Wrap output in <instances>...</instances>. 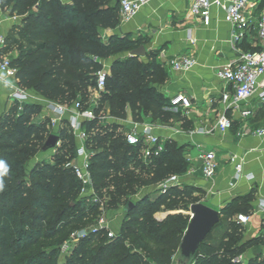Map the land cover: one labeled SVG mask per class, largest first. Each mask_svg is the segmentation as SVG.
<instances>
[{
	"label": "trees",
	"instance_id": "16d2710c",
	"mask_svg": "<svg viewBox=\"0 0 264 264\" xmlns=\"http://www.w3.org/2000/svg\"><path fill=\"white\" fill-rule=\"evenodd\" d=\"M1 1H5L3 8L12 4V14L18 12L23 16L21 26L13 27L7 36L6 48V53L10 48L18 51L17 56L11 55V62L18 70L19 85L68 107L77 101L89 106L102 60L146 44L143 38L122 42L111 38L108 43L101 39L102 29H116L121 23L120 0H70L71 4L61 0ZM146 57L149 64L135 70L134 80L120 87L115 96L107 79L106 89L94 108L97 119L83 123L90 134L89 145L96 152L91 166L95 191L105 201L108 212H124L132 202L130 196L143 187L158 185L187 163L186 146L168 141L164 153L146 166L139 157V149L127 144L121 133L123 126L105 125L99 119L105 104L112 101L123 107L130 105L134 112L148 111L152 102L158 106L166 104L162 93L144 85L146 71L150 72L151 81L162 82V67L155 61L156 55ZM137 58L128 59L130 67H136ZM128 87L130 91L126 92ZM40 112L37 104L14 103L0 119V264H19L20 256L44 239L46 227L53 220L56 237L68 227L101 214L99 204L80 195L81 183L73 170L78 142L67 121L55 130L60 144L52 161L38 163L33 169L28 167L54 134L48 119L35 121ZM156 114L161 123H170L174 118L163 108L156 110ZM179 121L184 128H191L190 120ZM194 193L188 187H174L166 194L159 191L153 199L138 201L133 210L124 212L116 238H106L97 250L90 248L95 236L84 238L74 252L76 260H87L83 264H172L191 217L181 212L158 221L155 215L163 209L189 210V206L200 202ZM231 208L233 213L223 212L226 226L220 230L218 240H205L195 264H234V258L260 242L242 243L243 227L231 221L235 213L249 214L251 207ZM121 243L127 244L120 246ZM56 255L41 262H52ZM27 264L40 262L34 259ZM248 264H264V260L252 258Z\"/></svg>",
	"mask_w": 264,
	"mask_h": 264
},
{
	"label": "crops",
	"instance_id": "0c3cea01",
	"mask_svg": "<svg viewBox=\"0 0 264 264\" xmlns=\"http://www.w3.org/2000/svg\"><path fill=\"white\" fill-rule=\"evenodd\" d=\"M61 1L71 4L70 0ZM213 2L212 24L209 27L190 18L191 0H155L143 7L130 22H122L119 32L143 39L148 38L143 45L147 49V54L153 53L158 56L160 63L170 71V81L164 88L163 95L172 99L178 94H183L193 102V108L187 115L191 116L195 129L187 131L179 125L176 129H172L171 122L155 125L157 135L165 143L182 141L180 146L191 147L189 152L185 151L184 157L192 167L184 177H180L179 187L194 190V195L200 198V202L219 211L221 218L225 211L233 213L231 206L245 209L249 205L251 212L247 215L250 221L242 226V243L253 240L260 242L248 248L244 257L247 261L259 257L264 260V137L254 135L255 130L264 124V109L261 107L259 94L244 104V107L253 110L252 119L242 120L240 112L231 110L228 114L233 119L232 128L225 133L216 128L217 119L223 109L221 95L228 89L217 72L228 64L238 61L242 52L260 50L261 42L256 24L264 0H251L254 6L251 24L244 32L242 42L237 44H234L232 39L234 29L225 20L224 8L227 6V0H213ZM12 24L13 21L9 20L0 23V32L9 30ZM190 33L196 39L195 44L189 41ZM180 55L193 57L196 66L187 73L175 72L171 67V61ZM29 93L34 100L38 96L44 98L40 94ZM92 99V101L97 100L96 96ZM211 99L215 100L213 106L209 103ZM12 104L9 90L0 86V119ZM179 111L182 112L181 109ZM48 114L44 107L35 121L41 123L47 119ZM100 121L105 125L118 124L128 127L131 126L133 119L130 118L124 123L103 116L100 117ZM59 128L58 126L55 130ZM199 129H208L211 133L199 134L197 133ZM202 151H213L216 154L217 170L216 176L212 179H207L203 175L202 163L199 160ZM48 155L49 153L47 158H43L44 154L38 157L36 163L51 160L53 155L50 154L49 158ZM232 156H237L244 164V175L238 179H236L235 166L230 161ZM246 176L251 178L248 179ZM239 214L245 213H235L231 221L237 222ZM123 216L121 211L112 220L111 227L114 230L120 227ZM256 246L261 247L259 256L253 252Z\"/></svg>",
	"mask_w": 264,
	"mask_h": 264
},
{
	"label": "built area",
	"instance_id": "2783aa9c",
	"mask_svg": "<svg viewBox=\"0 0 264 264\" xmlns=\"http://www.w3.org/2000/svg\"><path fill=\"white\" fill-rule=\"evenodd\" d=\"M153 1L155 0H120L122 22L126 23L133 20L143 7ZM213 5V0H191L190 18L200 22L205 27L211 26ZM253 7L251 0H227V6L224 8L225 20L234 29L232 34L234 44L242 42L245 30L250 27ZM258 35L261 42L259 51L242 52L238 61L228 64L217 72L218 77L228 87L221 95L223 109L216 123V128L220 132L225 133L232 128L233 119L228 114L231 110L240 112L241 119L245 121L254 117L253 110L244 107V104L256 94H259L261 107L264 109V12L259 22ZM189 41L191 44L196 42L191 33ZM6 48L7 36L0 32V86H4L9 90V98L13 103L20 105L25 103L36 104L29 91L19 85L18 70L12 65L11 54L6 53ZM94 60L98 61L97 58H94ZM195 66L196 60L191 56L180 55L171 61V67L175 72L187 73ZM107 75L103 70L97 72L95 87L97 100L92 101L91 107L86 108L79 101L70 107L50 101L46 109L49 113L47 119L50 121L54 134L56 135L55 129L58 126L60 127L63 121H67L70 131L79 142L73 170L76 178L81 183L80 195L91 199L95 204H99L101 211L98 224L89 233L98 234L101 231H106L108 237L114 239L118 234L111 227L113 219L105 216L108 212L105 201H102L97 195L91 173L92 158L96 152L89 145L90 134L83 127V123L97 119L94 108L98 104L100 94L106 89ZM209 103L213 106L215 100L211 99ZM192 108L193 102L186 95L178 94L171 99L170 110L179 111L181 109L183 113H188ZM124 127L121 133L125 136L127 144L139 149V157L146 166H149L154 158H158L164 153L165 142L157 135V126L133 120L131 126H128L129 128ZM197 133L209 134L211 130L199 129ZM254 135L264 137V124L255 130ZM199 160L202 163L204 177L207 179L214 178L217 170L216 154L213 151H202ZM230 161L235 166L236 179L242 177L244 175L243 162L237 156H232ZM246 177L251 178V176ZM158 186L160 192L166 194L170 189L180 186V177L176 175L169 176L160 182ZM121 211L123 212V210ZM249 221L250 217L246 214L237 216V222L242 226L247 225ZM81 236L86 238L88 234L83 232ZM232 261L234 264H248L244 255H240Z\"/></svg>",
	"mask_w": 264,
	"mask_h": 264
},
{
	"label": "rangeland",
	"instance_id": "374dc122",
	"mask_svg": "<svg viewBox=\"0 0 264 264\" xmlns=\"http://www.w3.org/2000/svg\"><path fill=\"white\" fill-rule=\"evenodd\" d=\"M5 1H1L0 2V23L2 22H6V21H13L12 27L8 30H5L4 34L6 36H8L9 34H11L13 27L15 26H21L22 24V20H23V16H20L17 13L12 14V9H11V5H9L7 8H3V4ZM115 3V2H114ZM114 3H112L114 5ZM264 12V5L262 6V9L259 11V18H258V22L256 24V28L258 30L259 28V22L261 19V16ZM118 14L119 17L121 18V23L120 26L117 27L116 29H102L100 31V36L101 39L103 40V42L108 43L109 40L111 38H115V42H122V41H127V40H137V38H143V37H135L132 34H120L119 29L122 25V17H121V13L120 10L118 9ZM4 27V25H2ZM2 27V28H3ZM256 30V31H257ZM148 40V38L146 39V41ZM10 54L15 57L18 55V51L16 50V48H10ZM130 52L131 51H127V52H123L120 54H116L108 59L102 60L101 61V65L99 68L100 70L105 71L108 75H107V79H108V87L109 89L112 91L111 94L112 96H115L116 93L119 92V88L129 84L130 82H132V80H134V76L133 74L136 72L135 70H140L141 68L147 66L149 64V59L148 57H139L138 59V64L136 65V67H130L129 64L127 63L128 59L131 57L130 56ZM151 54V53H148ZM155 61L161 65V69H160V73L162 74V82L161 83H155L153 81H151V77L149 76L150 72H145L146 75V81L144 83L145 86H148V88H155V90L157 92L160 93H164L163 90L164 88L167 86L168 82L170 81V71H168V69H166L164 67V65H162L158 59V56H156ZM147 69V68H146ZM117 82V84H116ZM115 83V84H113ZM126 92L130 91V87L125 89ZM31 92V91H29ZM32 93V92H31ZM34 93V92H33ZM95 90L93 89L92 91V97H91V101L88 107L92 106V98H95ZM166 101V104H164L163 106H158L155 105L152 102V107L149 108L148 111L142 109L139 111L134 112L133 108L130 105H126V106H121L119 104V102L117 101H112V102H108L105 104L104 107V111L101 114V117L105 116L108 117L109 119H114L116 121H122L124 123H126V121L130 118H132L133 120H136V118H139V122L142 123H146V124H153V125H157V124H162L161 122H159L158 118H157V114H156V110H159L161 108H163V111L167 112V113H171L174 115L173 120L171 121V125H172V129H176L177 126H182L183 129L185 130H192L195 129V123L193 121H191V116L189 117L188 113H183L181 111H175V110H170V104H169V99L163 95ZM100 98V97H99ZM37 104H41L39 105L41 108V112L44 109V107H47L48 102H50V100L46 99L45 97L42 99L41 97H36L34 100ZM95 101V100H94ZM57 103V102H54ZM14 104V103H13ZM12 104V105H13ZM59 104V103H57ZM66 106V105H65ZM138 114V116L136 118H134V116ZM188 114V115H187ZM185 118L186 120H190L191 122V128H184V123L182 121H179L180 119ZM179 119V120H178ZM178 126V127H179ZM182 141H176L177 145H180ZM187 147L189 145H186ZM186 147V152H189L190 148ZM59 148V146H57L54 150L48 151V152H40L38 155H36L32 161L30 162L29 166L30 168H34L38 163H36V160L38 157L42 156L43 154L46 156H44L43 158H47V154L48 158L51 156L50 154H52L53 156L57 153V149ZM53 158V157H52ZM48 161H52L48 159ZM186 166V167H185ZM185 166H179L177 167L174 171V173L172 175H176L179 177H184L190 170V168L192 167L191 164L189 162L185 163ZM159 186L156 185H150L147 187H143L141 188L137 194L130 196V199H132L131 201L134 203H137L138 200H142L145 198H149V199H153L156 197V194L159 193ZM201 201V200H200ZM123 210V209H121ZM120 211H115V212H107L106 213V218L109 219H114V217H116L117 214H119ZM183 213L184 216H190L189 215V210H161L159 211L156 215L155 218L158 221H164L168 218V216L170 215H175V214H179V213ZM69 213L66 215L68 216ZM100 218V215L98 217L92 218L90 220H85L84 222H82L81 224L78 225H74L71 227H68L65 232L62 235H58L56 237H54V233H55V221L53 220L51 223H49V225L46 227V230L44 232V239H42L29 253L23 254L22 256H20L19 258V264H27L31 261L35 260H39L40 264H43V259L45 257L51 256L54 253H56V257H54L52 262H47L45 264H83L85 263L87 260L85 261H77L76 260V256L74 254V252H76V250L80 247L81 241L84 239L82 238V234L83 232H86L88 234V238L89 237H96L95 240L93 241V243L90 244V248L91 249H98L99 246L101 244L106 243L107 239H109L108 237V233L101 231L98 234H90L89 232H92L93 228L98 224V220ZM226 225L225 219L221 218V222L214 228V230L212 231V233L207 237L206 241L207 242H212L215 241L216 239L218 240V234L220 232V230L223 228V226ZM119 230V228H116L114 231L117 233ZM118 234V233H117ZM216 240V241H217ZM127 243H121L120 246L126 245ZM153 245V244H152ZM80 253V252H79ZM178 255H179V250L175 253L173 259H172V264H178ZM52 257V256H51ZM92 258V254L88 257V259L90 260ZM42 261V262H41Z\"/></svg>",
	"mask_w": 264,
	"mask_h": 264
},
{
	"label": "water",
	"instance_id": "95a60500",
	"mask_svg": "<svg viewBox=\"0 0 264 264\" xmlns=\"http://www.w3.org/2000/svg\"><path fill=\"white\" fill-rule=\"evenodd\" d=\"M147 49L140 46L130 52L131 57H146ZM60 142L58 135L52 134L43 147V152L54 150ZM136 207L134 202H129L124 212L128 213ZM191 216L188 228L179 248L178 264H195L199 257L202 244L212 233L214 228L221 222V213L205 203L199 202L189 206ZM255 255L261 254V247L253 249Z\"/></svg>",
	"mask_w": 264,
	"mask_h": 264
}]
</instances>
